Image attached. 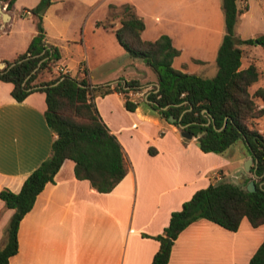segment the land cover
Returning a JSON list of instances; mask_svg holds the SVG:
<instances>
[{"label":"crops","instance_id":"0c3cea01","mask_svg":"<svg viewBox=\"0 0 264 264\" xmlns=\"http://www.w3.org/2000/svg\"><path fill=\"white\" fill-rule=\"evenodd\" d=\"M39 1L15 0L10 11L2 4L10 18L0 17V66L26 51L36 34V17L24 16L23 11ZM124 4L132 5L142 18L143 40L170 37L179 50L174 68L205 78L216 74V55L225 33L221 0H52L42 23L46 41L61 54L56 65L92 86H113L119 78L138 79L146 89L156 85L147 63L119 44L114 32L119 19L107 22L110 5ZM237 4L247 9L237 18L236 36L264 34V0ZM257 46L240 45V68L253 64L259 71L252 91L264 81V53ZM12 87L0 79V190L18 192L25 178L50 156L56 134L45 119V93L35 91L17 101ZM125 99L116 91L93 97L101 119L123 147L128 167L124 178L110 192L101 193L88 180L77 179L74 162L64 160L53 182L44 186L21 219L18 251L8 264H151L159 247L154 236L195 191L227 181V174L237 181L244 177L246 183L257 180L255 170L244 169L246 159L252 158L247 150L230 155L228 148L223 153L203 152L195 136L182 137L175 124L146 104V96L135 98L134 111L125 108ZM263 129L259 123V131ZM149 146L156 149L154 155L148 153ZM13 212L0 199V247L6 243ZM263 240L264 223L253 227L246 217L236 231L198 219L179 233L168 264H249Z\"/></svg>","mask_w":264,"mask_h":264},{"label":"trees","instance_id":"16d2710c","mask_svg":"<svg viewBox=\"0 0 264 264\" xmlns=\"http://www.w3.org/2000/svg\"><path fill=\"white\" fill-rule=\"evenodd\" d=\"M51 1L40 0L28 9L36 17V34L25 52L0 69V79L13 85L11 96L15 100L22 101L35 91L45 93V119L56 134L50 156L25 178L20 190H0V199L14 210L6 230V243L0 247V264H8L9 258L17 253L21 219L32 208L44 186L53 182L64 160L74 162L77 179L88 180L101 193L110 192L124 178L128 167L123 147L101 119L93 97L145 88L138 79L119 78L113 86H92L84 78L54 73L61 54L58 47L46 41L43 15L38 14ZM0 2L10 11L15 0ZM221 4L225 33L216 55L218 69L211 78L174 68L173 59L179 50L168 35L162 34L153 41L143 40L144 22L133 6L110 5L109 18L120 21V26L114 30L119 44L131 57L146 62L156 75L158 87L153 85L148 91L146 104L160 116L163 113L166 121L170 115L175 117L173 124L180 123L192 132L203 152L223 153L241 140L256 160L251 166V169L256 166L258 177L254 191L246 190V182L214 181L195 191L179 210L171 212L162 233L154 236L159 247L151 264H168L175 239L198 219H207L229 231H236L244 217L253 227L264 223V133L259 131V121L264 117V88L251 90L259 79L256 66L240 68L243 54L240 45H259L264 50V34L248 39L236 36L235 23L247 7L238 6L237 0H221ZM103 25L112 27L108 23ZM45 73L48 77L43 78ZM124 106L134 111L137 103L126 98ZM148 153L154 155L156 149L149 146ZM249 264H264V240Z\"/></svg>","mask_w":264,"mask_h":264},{"label":"water","instance_id":"95a60500","mask_svg":"<svg viewBox=\"0 0 264 264\" xmlns=\"http://www.w3.org/2000/svg\"><path fill=\"white\" fill-rule=\"evenodd\" d=\"M45 9H46V6H45V7H42V8L39 10L38 14H39V15H43ZM0 17H1V19L4 20V21L10 18L9 13H8L5 9L2 8V3H1V2H0ZM6 65H7V63H6V62H3V63L1 64V66H0V69L3 68V67H5ZM156 85H157V87H158V84H156ZM206 115L210 118V120H212V118L209 116V114H208L207 112H206ZM161 116H162L163 118L166 117L163 113L161 114ZM167 120H168L169 122H171V123H173V122L176 121L175 117H173L172 115L168 116V117H167ZM208 122H209V121H208ZM207 124H208V123H207ZM177 127L180 129V135H181L182 137H184V138H188V139H191L192 137H194L193 133L190 132L189 130H187L186 127H185L184 125H181V124L179 123V124L177 125ZM252 162H256V160H255V159L253 160V158H248V159H246L244 169H245L247 172H252V171H254V169L256 168V166H255L254 169H251V164H252ZM254 175H255V177H257L256 174H254ZM244 182H245V178H244V177H241V180H238V181H237L238 184H242V183H244ZM259 186H262V183H260ZM255 189H256V185H255V181H254V180H250V181H248V182L246 183V190H247V191H254Z\"/></svg>","mask_w":264,"mask_h":264},{"label":"rangeland","instance_id":"374dc122","mask_svg":"<svg viewBox=\"0 0 264 264\" xmlns=\"http://www.w3.org/2000/svg\"><path fill=\"white\" fill-rule=\"evenodd\" d=\"M114 19H115V18L111 17V18H109V19L107 20V22L109 23L110 21H112V20H114ZM257 47H258V49H259L258 51H259L260 53H264L263 50H262V48H260L259 46H257ZM140 61H143V60L140 59ZM143 62H144V61H143ZM53 71H54V73H56V70H55V69H54ZM152 73H154V72L150 69L149 74H151V77H152V75L155 74V73H154V74H152ZM46 75H47V73H45V74L43 75V78L48 77V76H46ZM261 86L264 88V81H262V85H261ZM259 123H260L261 126L264 125V117L261 118V120L259 121ZM262 131H264V129H263ZM261 133H264V132H261ZM237 149H238V150L241 149V150H245V151L247 150L246 147H245V145L243 144V142H242L241 140H238V141H236L234 144L230 145L226 151H227V154L230 155L231 153H233V152H234L235 150H237ZM244 166H245V162H244ZM232 170H233V168H232ZM254 177H255V175H254ZM225 179H226L227 181H229V182L237 183V180H236L233 176L230 177L229 174L226 175ZM244 187L246 188V184H245Z\"/></svg>","mask_w":264,"mask_h":264},{"label":"built area","instance_id":"2783aa9c","mask_svg":"<svg viewBox=\"0 0 264 264\" xmlns=\"http://www.w3.org/2000/svg\"><path fill=\"white\" fill-rule=\"evenodd\" d=\"M6 7V6H5ZM4 7V8H5ZM32 13L30 12V10H24L23 11V15L25 16H29V15H31ZM33 15V14H32ZM55 70H56V72L57 73H67V71H66V69L64 68V67H62V66H55ZM148 89H151V87H149V88H143V89H141V90H129L126 94H125V96H126V98L127 99H129V100H131V101H135V98L136 97H141V96H147V90Z\"/></svg>","mask_w":264,"mask_h":264}]
</instances>
